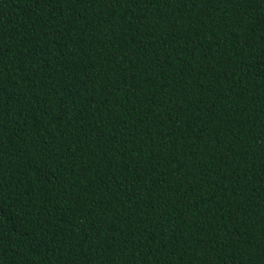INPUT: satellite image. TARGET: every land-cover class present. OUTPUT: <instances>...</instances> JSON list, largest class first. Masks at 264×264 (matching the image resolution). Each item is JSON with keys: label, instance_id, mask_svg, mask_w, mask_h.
<instances>
[{"label": "trees", "instance_id": "trees-1", "mask_svg": "<svg viewBox=\"0 0 264 264\" xmlns=\"http://www.w3.org/2000/svg\"><path fill=\"white\" fill-rule=\"evenodd\" d=\"M0 264H264V0H0Z\"/></svg>", "mask_w": 264, "mask_h": 264}]
</instances>
